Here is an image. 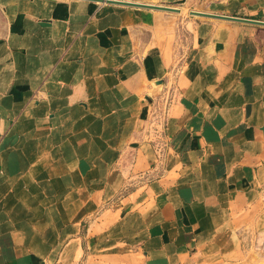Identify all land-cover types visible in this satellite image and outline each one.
<instances>
[{"label":"crops","instance_id":"0c3cea01","mask_svg":"<svg viewBox=\"0 0 264 264\" xmlns=\"http://www.w3.org/2000/svg\"><path fill=\"white\" fill-rule=\"evenodd\" d=\"M257 22L264 0H0V264L264 259Z\"/></svg>","mask_w":264,"mask_h":264},{"label":"water","instance_id":"95a60500","mask_svg":"<svg viewBox=\"0 0 264 264\" xmlns=\"http://www.w3.org/2000/svg\"><path fill=\"white\" fill-rule=\"evenodd\" d=\"M134 4V3H132ZM143 6H148V7H154V8H160V9H165V10H176L174 7H168V6H160V5H143ZM197 14H204V13H200V12H194ZM256 22V21H253ZM257 23H261L264 24V22H257Z\"/></svg>","mask_w":264,"mask_h":264},{"label":"rangeland","instance_id":"374dc122","mask_svg":"<svg viewBox=\"0 0 264 264\" xmlns=\"http://www.w3.org/2000/svg\"><path fill=\"white\" fill-rule=\"evenodd\" d=\"M252 264H264V259H260V258L254 259L253 258Z\"/></svg>","mask_w":264,"mask_h":264}]
</instances>
